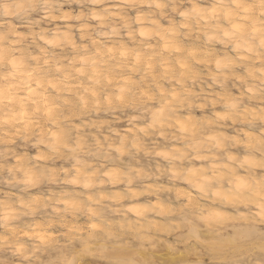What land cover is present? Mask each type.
I'll use <instances>...</instances> for the list:
<instances>
[{"label":"clouds","instance_id":"obj_1","mask_svg":"<svg viewBox=\"0 0 264 264\" xmlns=\"http://www.w3.org/2000/svg\"><path fill=\"white\" fill-rule=\"evenodd\" d=\"M0 264H264V0H0Z\"/></svg>","mask_w":264,"mask_h":264}]
</instances>
